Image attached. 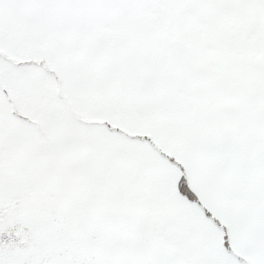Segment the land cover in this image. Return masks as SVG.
Listing matches in <instances>:
<instances>
[{"label":"snow or ice","instance_id":"obj_1","mask_svg":"<svg viewBox=\"0 0 264 264\" xmlns=\"http://www.w3.org/2000/svg\"><path fill=\"white\" fill-rule=\"evenodd\" d=\"M0 264H264V0H0Z\"/></svg>","mask_w":264,"mask_h":264}]
</instances>
